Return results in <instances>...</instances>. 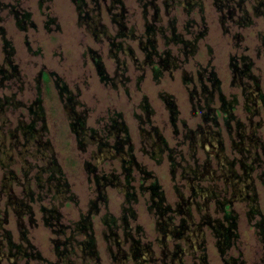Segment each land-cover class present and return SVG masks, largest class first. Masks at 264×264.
Returning <instances> with one entry per match:
<instances>
[{"label":"rangeland","instance_id":"obj_1","mask_svg":"<svg viewBox=\"0 0 264 264\" xmlns=\"http://www.w3.org/2000/svg\"><path fill=\"white\" fill-rule=\"evenodd\" d=\"M1 1L3 4L12 3L30 11L35 25L23 30L17 25L8 8L0 9V27L5 29L6 38L12 42L14 47L12 63L18 66L21 73L17 79L5 80L4 84L0 82V98L9 99L11 102L6 103L5 110L0 109V204L4 205L9 200L7 197L10 194L17 197L23 196L22 186L14 181L10 184L9 192L2 190L5 182L3 179L5 169H13L20 177H23L25 170H29V175L33 176L38 169L34 166L41 162L40 154L37 155L38 157L32 155L35 146L27 148L28 153H25L29 155H22L21 151L24 147L15 145L16 141L23 143V134L19 128L22 124L30 123L34 118V114L29 112V107L38 95L42 98L46 112L48 130L45 137L51 141L64 178L69 183V194L74 195V199L65 200L62 196L54 198L55 192L45 194L46 189L44 188L43 201L33 203L35 224L29 223L27 215L24 216L22 222L29 229L30 240L42 252L45 260H29L28 263L26 259L14 257L10 259L7 255L0 260V264L56 263L57 255L52 242L54 234L51 228L44 224L41 204L58 205L63 221L68 225L80 219L81 215H87L91 201L97 197L100 199L95 173L89 170L88 161L97 167L99 175L114 172L118 175L120 182L125 181L120 158L103 156L102 160L99 156H95L97 148L94 143L87 144L85 148L80 146L71 129L70 107H66L61 101L55 87L54 83L57 78L66 82L72 93L76 95L79 100L77 110L87 111V125L95 130L97 135L100 136L103 133L102 128L112 112H121L130 129L137 162L153 173L152 177L145 181L141 170L133 169L132 183L136 187L137 200H128V195L120 189L122 186L105 185L103 193L107 195V202L98 203L99 211L92 218L100 264H205V261L208 264H228L226 261H229V264H264V222H262V217H264V110L260 116H252L256 121L263 122L261 127L253 128L248 121L250 110L244 108L243 105L242 90L244 89L240 84L248 82V79H241L235 70V65L238 68L242 66V56L251 57L255 63L252 73L259 77L264 87V14H256L257 0H244V10L237 9V1L241 0H234L232 4L235 5L236 14L233 19L228 18L226 21H223L220 15L223 12L227 14L228 11L225 8L219 12L216 7L220 3H215L214 0L202 1L205 7L204 13L198 5L189 10V5L184 3L185 0L175 2L171 0L170 3L173 5H167L164 0H155V4L152 2L154 0H123L128 10V25L133 26L137 34H141L144 30V10H146L149 21L157 27L168 26L170 19L175 17L177 32L184 39L194 41L195 36L191 32L200 28L207 27V32L204 38L196 41L194 51L190 45L189 54L184 53L187 49L180 44L166 46L165 38L158 33L160 52L170 49L171 53L178 57V63L183 61L182 67L175 69L174 72L164 71L159 82L154 80L150 67L142 70L134 63L130 52L126 54L122 52L119 56L122 61L127 62L126 75L129 80L124 84L118 83L116 86L101 81L91 59V49L99 51L104 58L108 72L114 75L118 63L111 57L109 42L106 39L102 42L96 41L85 26L79 25L78 13L72 0H51L43 5H40L39 0ZM87 1L89 7H93L94 1ZM110 3L111 0H102V19L114 32L115 27L107 12V5ZM146 3H148L147 8L144 6ZM157 8L159 20H155ZM168 10H170L169 14H167ZM239 16L249 18L252 24H237ZM51 17H54L56 21L47 26V21ZM203 17L205 25H203ZM3 43L0 32V64L7 66L3 62L7 54ZM124 46L131 47L140 60L143 58V52L137 40H124ZM236 61L238 63L234 65L233 62ZM205 68L207 72L213 69L218 74L221 79L222 93L227 100L232 99L234 95L238 99L234 112L242 122L241 126L236 125L234 119L230 122V126L224 125L221 115L218 117L221 123L219 126L213 124L212 119L209 121L214 129L220 130L224 138L225 157L236 159V170L241 172L240 166L243 162H246L247 169L253 166L251 177L245 183L249 184L250 188L243 190L246 194L256 192L258 195L257 204L251 198L244 200L238 197L234 201L233 209L239 217L237 237L232 239L229 247H226L224 257L220 254L221 247L217 244L218 229L215 228L219 222L227 223L225 221L226 212L217 204V198L213 195L208 197V193L201 191L194 198L192 206L183 204L191 197L196 187H214L216 191H219L224 190L225 186V196L228 198L237 192L229 178L194 180L193 169L196 164H206L204 162L206 156L201 148L194 149L193 140L190 137L191 132L188 131L189 128L195 129L198 123H202L201 111L194 114L190 92L195 86L201 89L197 81L198 74L199 71L204 73ZM45 72L52 73L47 83H45L46 80L41 79L42 73ZM141 76L143 77L140 80ZM161 93L172 94L176 98L180 110L177 123L172 122ZM145 95L154 114L148 124L143 123L141 126V120L137 114H143L140 104ZM14 103L18 105L15 106ZM212 105L220 106L218 98ZM250 107L252 111L253 106ZM22 121L24 122L21 124ZM40 126L41 124H38V127ZM154 128H157L167 140L168 150L160 152L158 146H153L152 141L151 143L147 141L146 131ZM239 132L245 135L254 133L261 141L260 146L253 142V145L249 146L251 142L246 139L243 147L246 149L248 147L251 153L245 149L240 151L241 147L234 144V141L240 140L237 134ZM12 134L16 136L12 138ZM170 149L175 151L172 152ZM196 150L198 161H195ZM154 151L157 157L154 156ZM170 154L171 157H169ZM254 157L259 159L254 160ZM2 161L8 165L3 166ZM180 165L185 167L184 170ZM174 167L176 173L172 172ZM212 169H216L214 164L209 166V171ZM226 172L227 168L225 175ZM153 178L162 185L166 204L173 208L169 214L173 215L169 229L174 230L181 223L182 216L185 215L186 224L191 226V229L185 231L184 234L185 236L190 235L191 241L185 236L170 233L165 238L163 237L159 224L164 219L158 207L152 206L154 201L151 199V193L142 192L140 187L141 182L144 181L147 186ZM241 187L243 188V184L239 185L238 189ZM33 190L37 194L42 192L39 189V181L33 184ZM179 203L183 204L182 212L176 210ZM254 206L259 209L255 214L250 212ZM129 207L134 210L135 217L132 216ZM186 207L191 209L193 224H191L190 216L185 213L186 211L183 212ZM9 219L10 222L6 224L5 229H9L13 239L20 242L21 227L18 224L20 221L13 209L10 210ZM209 219L211 223H208ZM259 222L262 223V227L258 225ZM1 232L3 234V231ZM76 237L73 240L75 247L78 246L79 240L77 239H82L83 235H76ZM137 239L151 250V254H147V259L143 263L136 259L120 261L112 257L111 250L114 252L130 251L133 241ZM3 251H7L5 245ZM175 251L178 259H172ZM203 256H205V261L202 259ZM61 264L64 263L61 262Z\"/></svg>","mask_w":264,"mask_h":264},{"label":"trees","instance_id":"obj_2","mask_svg":"<svg viewBox=\"0 0 264 264\" xmlns=\"http://www.w3.org/2000/svg\"><path fill=\"white\" fill-rule=\"evenodd\" d=\"M47 1L49 2L51 0H39V3L40 5H43ZM72 1L75 4L76 11L78 13L79 25L85 26L86 29L93 35L96 41L102 42L104 39H106L109 42V52L111 54V57L116 59L118 63L114 75H111L108 72L102 54L97 50L91 49V59L94 62L101 81L106 84L116 86L118 83L124 84L127 80H129V77L126 75L127 62L125 60L122 61L121 57L119 56L122 52L124 54H126V52H130L134 63H136L139 68H142V70L150 67L153 73L154 80H156L157 82L160 81L165 70L175 69L176 66L180 65V63H178V57L170 54V49L160 52L158 33H160L165 38V43L168 41L177 43L181 42L180 44H182V46L187 49L184 51L185 54H189V51L191 49L188 48L190 47V45H192V51H194V48H196L195 39L194 42L188 39H184L182 35L177 32L175 17L170 19L167 27H157L153 22L149 21L146 10H144V30L141 34H137L136 29L133 26L128 25V10L125 6L124 1L111 0V3L107 5V12L110 16L111 23L115 27V30L113 32L110 27L103 22L102 0H93V7H89V3L87 0ZM152 2L155 4V0ZM201 3L202 1L200 0H197L196 2L198 6H202ZM230 5L233 4L230 3ZM144 6L147 8L148 3L144 4ZM2 8L9 9L11 15H13V17L15 18L17 25L23 30L29 29L30 26L35 25L30 11L22 9L20 8V6L12 3L3 4L0 0V9ZM237 8L244 10L245 7L243 5V2L240 1ZM188 9L191 10L190 4ZM255 9L256 14H264V0H257ZM230 10L233 11L234 9L231 8ZM233 12L236 14L235 11ZM158 14L159 10L157 8L155 20H159ZM231 19H233V17ZM55 21L56 19L54 17H51V19L47 21V26H49L50 23H55ZM236 22L239 25L252 24V20L243 16H239V19H237ZM163 29L171 30V34L168 36V34L162 31ZM0 32L4 42L3 48L7 53L5 54L6 56L3 60V62L6 63L7 66L0 64V82L4 84L5 80L19 78L21 73L18 69V66L12 63V55L14 54V47L12 45V42L6 38V32L3 27H0ZM127 39H134L138 41L139 47L143 52V58L141 60L136 57L134 50L131 47L124 46V40ZM244 57V62H248L249 58L247 56ZM248 64H250V61ZM244 76L246 75L244 74ZM51 77L52 73L45 72L42 73L41 79H43L44 81L46 80L45 83H47L49 82ZM142 77L143 76L140 77V80L142 79ZM54 84L58 90V95L61 101L65 103L66 107H70L71 111L69 114V120L71 129L75 133L80 146L85 148L87 144L94 143L97 148L95 151V156H99L102 160L104 158L103 156L109 158L118 156L120 160H127V162H124L126 164V166L124 165V168L128 169H126V183L125 186L120 189L128 195V200H137V192L135 191L136 187L132 183V180H134V177L132 176L133 169L141 170V172L144 174L143 178L145 181L152 177L153 173L147 170L145 166H142L137 162L136 156L134 154V142L132 141L130 129L123 114L121 112H112L108 117V121L102 128L103 133L99 136L96 134L95 130L87 125V111L77 110L79 100L77 99L76 95L72 93L71 89L68 87V84L64 81L62 82L60 78L55 79ZM249 92L250 91L247 90V95H249ZM253 93L254 92H251L250 94L252 96L251 103L255 101ZM160 95H163V99L170 114L174 115L177 119L179 108L174 95L168 93H161ZM7 102H9V99L3 100L0 98L1 110L6 109L5 105ZM42 102V98L40 97V95H38L37 99H35V101H33L32 105L29 107V112L34 114V118L30 123L26 125L22 124L24 121L21 122L22 125L19 129L23 134V143H20L19 141H16L15 143V145L19 147H24V150L21 151L22 155H29L27 154V148L35 146L32 155H35L36 157L40 154L39 158H41V162L34 166L38 167L37 172L32 176L29 175V170H25L23 172V178L15 173L13 169L9 170L7 168L5 169V173L3 176L5 182L3 183L2 190L6 191V193L7 191L9 192V187H11L10 184L12 183V181H14L22 186L23 196L17 197L13 194H10L7 197L9 200L7 199L8 201H6L4 205L0 204V260L7 255L10 256V259H13L12 257L21 258L26 259L27 262L29 260H45L42 252L30 240L29 229L25 226L22 220L24 216L27 215L29 217V223H31V225L35 224L36 217L33 203H41L43 201L44 196L42 194L44 193V188L46 189L45 194L55 192V194L53 195L54 198L62 196L65 200L74 199V195L69 194V183L64 178L62 167L58 162L54 149L52 148L51 141L45 137L48 128L47 118L45 115L46 112ZM248 104L249 103L247 102V105ZM13 105L17 106L18 104L14 103ZM234 106L235 105L232 102L225 104V121H228L229 123L234 118V114L231 109ZM140 107L143 110V114H137V117L139 118V120H141L140 124L142 126L143 123L148 124L150 122V118L152 114H154V110L151 108L146 95L145 97H143ZM38 124H41V126L38 127ZM146 132L147 141H149L150 143L152 141L151 144L153 146H158L160 148V152L169 149V147H167V140L157 130V128ZM13 136L16 135L12 134V138ZM109 140H111V142H109ZM162 140H164L165 142ZM154 142H156V144ZM164 143L166 145L162 149ZM171 151L173 152L175 150L172 149ZM154 156L157 157L156 151H154ZM169 157H171V154L169 155ZM253 159L258 160L259 158L254 157ZM160 160L161 159H159V161ZM2 164L3 166L8 165L4 161H2ZM87 165L89 167V170L95 173L97 190L100 194V199H98L97 197L95 200L91 201V207L87 215H81L80 219L68 225L64 223L62 212L58 205L46 206L41 204L44 224L51 228L54 234L52 242L54 244L55 254L57 255V261L54 264H61V262H63L64 264H89L91 262H93L92 264H100V255L99 250L97 249V240L93 230L92 218L94 214L99 211L98 203L107 202V195L103 193L105 185L109 184L114 186H121L122 184L119 181L120 179L118 175L114 173L108 175H99L97 167L95 165H93L89 161L87 162ZM131 166H133L132 169ZM180 167L183 168V170L185 168L182 165H180ZM226 168L228 173L226 172L225 178H229L233 182V187H235L237 192L240 191V194L235 191L236 193H234L232 197L228 198L225 196L222 208L226 212L225 221L227 223L223 224L222 222H219V225H217V227L215 228L216 230L218 229L217 237L219 241H217V244H219V246L221 247V252H223V254H225L224 252L226 247H229L231 245L232 239L237 237L236 229L238 227L239 217L235 209H233L234 201L238 197H241L244 200H246L247 198H251V200H253L257 204L258 197L256 192H254L253 194H246V192L244 193L243 190L244 188H250V185L245 183H247L248 179L251 177L253 166H249V169H247L246 162H243L240 166L242 170L241 172H239L236 170V165L232 166L229 163L225 162V169ZM172 172L176 173L175 167L172 169ZM193 172L194 177L199 173L198 171L196 173L194 169ZM10 180L11 182H9ZM37 181H39V189L42 191L41 193L38 192V194L33 190V184H37ZM241 184H243V188L241 187L242 190L240 188L238 189V186ZM140 187L142 192L149 191L151 193V199L152 201H154V205L152 204V206L158 207V210L162 215V218L164 219V221L159 224L163 237L165 238L169 233L176 236H185L184 232L191 229V226H188L186 224L187 220L185 219V215L182 216L181 223H179L177 227L175 226L176 228L174 230H171L168 227L171 223L170 221H173V215H169L170 212L173 211V208L170 205L166 204L162 185L159 184L158 180L153 178L147 186H145V183L143 181L141 182ZM67 194L69 195L66 196ZM192 195L193 193L191 194V197ZM189 199L191 198L189 197ZM189 199L187 200V202L189 201ZM183 204L179 203V206L176 210L182 212V209L184 208ZM11 209H13L18 215L20 221L18 222L19 226L21 227L20 242H17L13 239V236L9 229H5L6 224L10 222L9 214ZM128 209L131 211L132 216L135 217L136 214L134 210L130 207ZM185 209L183 210V212L186 211L185 213L191 217V209H189L188 207H186ZM258 210L259 209L254 206L253 209L250 210V212L252 211L255 214V212H258ZM262 222H264V217H262ZM191 224H193L192 221ZM258 225L260 227L263 226L261 222H259ZM1 231H3V234ZM80 234L83 235V238L77 239L79 240L77 242L78 246L75 247L73 240L77 238L76 235ZM222 236L223 238H221ZM185 237L189 241L192 240L190 235ZM200 238H202V236H200ZM4 245L7 247V251L5 252L3 251ZM111 251L112 257L116 260L120 259V261H123L136 259L137 261L142 263L147 259V254H151V250L148 248V246L146 247L142 245L140 243V240L138 239L133 241V245L130 251ZM175 258H177L176 251L172 254V259ZM202 259L205 261V256H203ZM226 262L229 264V261ZM205 264L208 263L205 261Z\"/></svg>","mask_w":264,"mask_h":264},{"label":"flooded vegetation","instance_id":"obj_3","mask_svg":"<svg viewBox=\"0 0 264 264\" xmlns=\"http://www.w3.org/2000/svg\"><path fill=\"white\" fill-rule=\"evenodd\" d=\"M170 1L171 0H164V2H166L167 5H169V4L173 5L170 3ZM172 1L175 2L176 0H172ZM200 1H204V0H200ZM243 1L244 0H241V2H243ZM196 2H197V0H185L184 1L185 4L191 5V9H194V7H197ZM214 2L220 3V5L218 7H216L219 12H221L225 8L228 11L227 14L225 12L221 13L220 16H221L223 21H226L228 18L234 17L235 13L233 11L236 12V10H233V11L230 10L231 8L234 9V7H235V5H230V3L232 4L234 2V0H214ZM239 2L240 1H237V4H239ZM201 4H202V6H199L198 8L204 13L205 7H204L203 2ZM169 12H170V10L167 11V14H169ZM202 21H203V25H205L204 17L202 18ZM192 26H193V24H192ZM165 27H167V26H165ZM162 31H164L166 34H168V36L171 34V30H169V29H167V30L163 29ZM206 32H207V27H204L203 29L200 28V29L196 30L195 32L192 31L191 33H194V36H195L194 39L197 41L198 39L204 38ZM180 43L181 42L177 43V42H173V41H168L165 44H166V46H170V45H178ZM180 45H182V44H180ZM180 50H182V49H180ZM170 54H172L171 51H170ZM248 58H249L248 62H246V61L244 62L245 57L244 56L241 57L242 66L239 68L235 65V63H238L237 61H239V59H237L236 62H233V64L236 67L235 70L237 71V75L239 74V77L241 79L242 78L248 79V82L246 81V82H243L240 84L243 85L242 87L244 89V90H242V93L244 95L243 96L244 97V103H243L244 108L250 110L249 116H248V121L250 122L252 127L255 128L257 126L261 127L263 125L262 121H256L255 119L252 118V116H260L261 112L264 110V87L262 86L259 77H257L255 74L252 73V68H253V66H255L254 61L251 59V57H248ZM233 59H235V58H233ZM249 61H250V64H248ZM181 63H180V65L176 66V68H175L176 70L178 68L182 67ZM175 69L165 70V71L172 73L175 71ZM204 70H205L204 73L199 71L198 80H197L201 89H199L197 86H195L190 93L191 94V102H192V105L194 108V114L196 115L199 110L201 111L200 113H201L202 123H198L197 128H195V129H193L192 127L189 128L188 131L191 132L190 137L193 140L192 145H194L193 146L194 149L201 148L202 150L205 151V156H206L205 157L206 159L204 161V162H206V164H203V165L196 164L195 165L194 171L196 173H197V171L199 172L198 173L199 175L197 174L194 177L195 181H198L201 179L206 180L207 178H212V179L216 178V180L220 179V177L225 178V162L229 163L232 166L236 165V163H235L236 159H228L225 157V141H224V138L222 137L220 130L214 129L212 124L210 125L209 120L212 119L213 120L212 123L219 126L221 123L219 122L218 117L221 115V116H223V119H224L223 124L230 126V123L228 121H225V104L232 102L235 105L234 107L231 108L232 112L234 114L233 119L236 122V125L241 126V124H242V122L239 120L238 116L234 112L236 104L238 103V99H237L236 95H234V97L232 99L227 100L225 95L222 93L221 79L219 78V76L215 72V70L212 69L211 71H208V72H207L206 68ZM244 74L246 76H244ZM236 78H237V76H236ZM252 82H253V84H252ZM247 90L250 91L249 95H247ZM251 92H254L253 97L255 98V101H253V103H251V100H252V96L250 95ZM216 98H218V100L220 101L219 107H214L212 105V103L215 102ZM247 102L249 103L248 106H247ZM251 105L253 106L252 111H251V107H250ZM179 113H180V110H179ZM212 114H213V116H212ZM170 116H171L172 122L177 123L176 120L178 118L176 119L175 116L171 115V114H170ZM178 116H179V114H178ZM244 126H246V125H244ZM237 134L240 137V140L234 141V144L237 146L239 145L238 146L239 148L241 147L240 151H241V149H245L248 152H250L248 147H247V149L243 147V146H245L246 139H248L251 142V144H249V146L253 145L252 142L258 146H260V144H261L260 139L257 136H255L254 133L245 135V134L239 132ZM162 141H164V140H162ZM154 143L156 144V142H154ZM165 145L166 144L164 143V145L162 146V149H163V147H165ZM167 147H169V145H167ZM196 154H197V150L195 151V161H198L199 157H197ZM116 157H118V156H116ZM116 157H114V158H116ZM118 159H119V157H118ZM121 161H122L121 164L123 165L122 166L123 173L125 174V181H124V183L121 182V184H122L121 186L124 187L125 183H126V177H127L126 176V169L127 168H124V165L126 166V164L124 162H127V160H121ZM212 164L215 165L216 169H212L209 171V166H212ZM202 166H203V168H201ZM132 168H133V166H131V169ZM218 171H220V172L218 173ZM201 191H205L206 193H208L209 194V195H207L208 197H211L212 195L214 197H216L217 198V204L219 205V207L223 206L224 199H225V186H224V190H219V191H216L214 187H203V186L202 187H196L193 190L192 197H190L191 199H189L188 202L185 201L184 204H186V205L190 204V203L193 204V200H195L194 198ZM190 219L192 222H194L192 217H190ZM210 220L211 219L208 220V223H211ZM202 223L203 222H201V224ZM200 235H201V233H200ZM222 238H223V236H222ZM198 247H200V245H198ZM220 254L223 255V257L225 256V254H223V252H221ZM224 262H225V259H224Z\"/></svg>","mask_w":264,"mask_h":264}]
</instances>
